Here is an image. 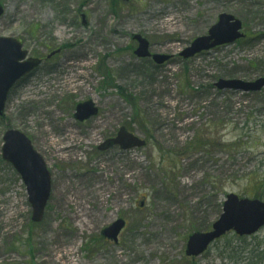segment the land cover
<instances>
[{
    "label": "rangeland",
    "instance_id": "rangeland-1",
    "mask_svg": "<svg viewBox=\"0 0 264 264\" xmlns=\"http://www.w3.org/2000/svg\"><path fill=\"white\" fill-rule=\"evenodd\" d=\"M116 1L0 0V37L43 60L10 91L0 118V263L264 264V227L230 232L196 259L186 254L228 195L264 202V89L216 87L221 78L263 79L264 0ZM223 14L242 22L244 39L178 56ZM136 35L173 60L137 58ZM83 102L99 114L80 123ZM121 128L146 147L101 152ZM10 129L30 139L52 175L41 223L2 158ZM120 219L119 244L103 239Z\"/></svg>",
    "mask_w": 264,
    "mask_h": 264
},
{
    "label": "water",
    "instance_id": "water-1",
    "mask_svg": "<svg viewBox=\"0 0 264 264\" xmlns=\"http://www.w3.org/2000/svg\"><path fill=\"white\" fill-rule=\"evenodd\" d=\"M129 1V0H124ZM0 4V19L4 15ZM242 22L231 15L223 14L219 17L218 24L213 26L208 35L198 37L187 47L180 56L185 60L196 57L202 52H209L219 46H227L244 38ZM138 41L135 55L138 58H153L155 64L164 65L172 59L170 56L156 54L151 56L149 43L140 36H135ZM28 53L23 51V45L13 38L0 37V115L6 109L9 92L18 81L29 75L39 67L40 60L28 58ZM216 87L219 90H235L244 93L261 92L264 89V78L253 82L240 80L221 79ZM75 118L84 122L98 115V109L92 102L78 105ZM3 159L12 164L21 176L28 191L29 202L32 205L33 222L40 223L45 214V208L50 199L52 179L46 167L44 158L33 148L31 141L22 132L11 129L4 136ZM120 146L123 151L145 147L146 143L122 128L116 139L109 140L100 148L106 151L109 148ZM223 215L213 226V230L206 233H196L191 236L186 254L196 258L207 251L208 246L218 238L234 231L240 236H249L264 227V203L261 201L241 199L238 195H228L223 207ZM126 223L123 219L112 224L102 233L108 241L118 243ZM1 264V263H0Z\"/></svg>",
    "mask_w": 264,
    "mask_h": 264
},
{
    "label": "flooded vegetation",
    "instance_id": "flooded-vegetation-1",
    "mask_svg": "<svg viewBox=\"0 0 264 264\" xmlns=\"http://www.w3.org/2000/svg\"><path fill=\"white\" fill-rule=\"evenodd\" d=\"M217 49H219V48H217ZM62 51H61V49L60 50H57L56 52H53L49 57H48V60L50 59V58H52V57H54V56H57V55H59L60 53H61ZM39 59H41V58H39ZM41 63L43 64V60L41 59ZM28 77V76H27ZM24 78H26V77H24ZM24 78H22V79H20L19 81H21V80H23ZM18 81V82H19ZM18 84V83H17ZM17 84H15V86L12 88V89H14L16 86H17ZM12 89L10 90V91H12ZM9 94H10V92H9ZM9 96V95H8ZM10 97V96H9ZM8 101H9V99H8ZM8 101H7V103H8ZM7 103H6V105H7ZM6 107V106H5ZM7 108V107H6ZM5 111H6V109H5ZM4 114H5V112H4ZM4 114L3 115H0V118L2 117V116H4ZM11 130V129H10ZM10 130H8V131H10ZM7 131V132H8ZM6 132V133H7ZM5 133V134H6ZM5 136V135H4ZM4 138V137H3ZM31 144H32V142H31ZM33 146V145H32ZM3 148V147H2ZM34 148V147H33ZM36 150V149H35ZM2 155H3V151H2ZM2 158H3V156H2ZM4 160V159H3ZM6 161V160H5ZM45 161V160H44ZM7 162V161H6ZM8 163V162H7ZM46 163V162H45ZM10 164V163H9ZM10 165H12V164H10ZM13 167V166H12ZM47 167V166H46ZM14 169V168H13ZM15 170V169H14ZM17 171V170H16ZM49 172H50V170H49ZM18 173V172H17ZM50 176H51V178H52V175H51V172H50ZM51 189H52V184H51ZM143 205V204H142ZM47 208V207H46ZM46 210V209H45ZM45 216V215H44ZM44 219V218H43ZM43 221V220H42ZM41 221V222H42ZM32 222H33V215H32ZM40 222V223H41ZM34 223V222H33ZM36 223V222H35ZM127 223V222H126ZM108 228V227H107ZM106 228H104L103 229V231L105 230ZM103 231H102V233H103ZM102 233H101V235H102ZM121 236V235H120ZM102 237H103V239H105L104 238V236L102 235ZM106 240V239H105ZM119 240V239H118ZM107 241V240H106ZM108 242H112V241H108ZM119 242H120V240L118 241V243H116V244H119Z\"/></svg>",
    "mask_w": 264,
    "mask_h": 264
},
{
    "label": "trees",
    "instance_id": "trees-1",
    "mask_svg": "<svg viewBox=\"0 0 264 264\" xmlns=\"http://www.w3.org/2000/svg\"><path fill=\"white\" fill-rule=\"evenodd\" d=\"M115 3H117V4H119V2L118 1H116V0H113ZM210 88H213V87H211L210 86ZM217 108H218V106H217ZM220 108H218V110H219ZM212 144V143H211ZM239 144H236V145H234L235 147H237ZM195 146H198L199 148L202 146V141H200V144L199 143H196L195 144Z\"/></svg>",
    "mask_w": 264,
    "mask_h": 264
}]
</instances>
